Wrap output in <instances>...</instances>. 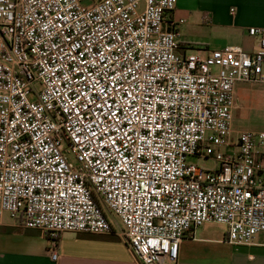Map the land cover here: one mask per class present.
<instances>
[{
    "label": "built area",
    "instance_id": "obj_1",
    "mask_svg": "<svg viewBox=\"0 0 264 264\" xmlns=\"http://www.w3.org/2000/svg\"><path fill=\"white\" fill-rule=\"evenodd\" d=\"M176 4L0 0V225L44 231L54 260L66 231L115 234L140 264H177L206 222L230 244L264 231V131L233 128L264 28L252 52L184 51Z\"/></svg>",
    "mask_w": 264,
    "mask_h": 264
},
{
    "label": "crops",
    "instance_id": "obj_2",
    "mask_svg": "<svg viewBox=\"0 0 264 264\" xmlns=\"http://www.w3.org/2000/svg\"><path fill=\"white\" fill-rule=\"evenodd\" d=\"M171 17L185 19L177 24L184 51L208 53L239 45L252 52L258 39L248 29L264 28V0H177ZM226 237V225L203 223L194 237L181 241L177 264H264V231L251 244H230ZM50 243L40 229L5 221L0 225V264H140L115 234L62 232L56 260L50 255Z\"/></svg>",
    "mask_w": 264,
    "mask_h": 264
},
{
    "label": "rangeland",
    "instance_id": "obj_3",
    "mask_svg": "<svg viewBox=\"0 0 264 264\" xmlns=\"http://www.w3.org/2000/svg\"><path fill=\"white\" fill-rule=\"evenodd\" d=\"M32 85L36 91L42 88L39 81L33 82ZM235 90L237 104L233 112L234 130L264 131V83L239 81L235 85ZM188 160L205 168H213L215 166V162L210 158L191 156ZM103 208L106 210L109 219L114 222L115 227L117 229L121 227L122 223L119 217L105 206ZM5 221H11V219L6 215Z\"/></svg>",
    "mask_w": 264,
    "mask_h": 264
}]
</instances>
